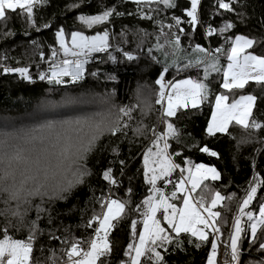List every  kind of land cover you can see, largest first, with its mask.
I'll use <instances>...</instances> for the list:
<instances>
[{
	"label": "snow or ice",
	"instance_id": "1",
	"mask_svg": "<svg viewBox=\"0 0 264 264\" xmlns=\"http://www.w3.org/2000/svg\"><path fill=\"white\" fill-rule=\"evenodd\" d=\"M48 2L0 0V39L16 35L9 27L14 16L25 25L21 34L29 37L21 44H27L23 51L27 62L23 66L7 51L0 52V75L18 76L29 85L37 81L47 85L48 97L39 106L45 117L61 115L54 110L68 105L99 103L103 111L74 119H45L33 128H17L7 117L3 118L0 264H39L34 252L37 241L45 235L51 264H170L167 256L185 254L188 248L205 249V264H264V172L258 170L257 163L264 151V138L237 142L238 146L256 143L259 147L250 159V177L244 185L237 186L240 194L234 190L225 196L215 187L214 182L222 179L215 166L193 164L183 155L187 148L220 159L219 152L195 138L190 144L182 142L183 131L176 123L182 116L191 115L189 110H199L207 102L211 115L201 133L205 140L231 136L230 125L254 131L264 128V121L253 115L257 97L243 92L250 81L264 86V36L235 31L238 23H244L245 15L237 9L246 5L240 0H212L206 18L202 19V0H187L184 7H180L178 0H117L112 5L101 3L96 13L87 11L91 0H77L66 6L68 11L78 10L72 27L66 29L43 18L37 22V12ZM126 4L134 7L120 10ZM178 8L180 15L174 11ZM128 17L151 23L152 31L138 24L121 23L116 32L115 22ZM215 18H219L218 23ZM259 24L264 30V17ZM198 28L206 46L196 40ZM93 29L95 34H86ZM44 30L53 34L47 55L43 43L31 38L33 31ZM129 35L133 37L131 48L127 47ZM257 48L261 51L257 52ZM222 57L226 62L222 63ZM141 58L158 66L159 71L153 80L155 89L145 93L147 86H140L137 104L116 105L115 88L99 97L91 93L93 84L102 79L118 83L117 75L102 70L101 64L115 68L125 62L138 63ZM9 59L15 60V65H10ZM94 62L95 68H86ZM33 63L35 74L30 71ZM42 65H46L43 70ZM193 71L195 77L186 75ZM182 75L183 78H177ZM214 84L224 91H213ZM77 89L82 91L73 95ZM53 94H60V99H51ZM136 108L141 114L155 109L158 117L151 127L138 124L133 129L134 135L146 141L137 154L142 166L136 175H142V183L147 186V195L133 206L131 178L125 198H115L114 190L122 185L114 165H120V177L126 175L128 162L119 159V144L127 139ZM39 112L33 113L32 118H40ZM105 136L117 140L109 150L115 159L109 160L101 172L105 189L100 195L86 197V205L90 202L92 207L79 209V223L52 227L55 205L67 203L73 192L91 177L88 158ZM132 142L128 140L129 144ZM104 147L107 149L108 145ZM177 158L182 164L176 162ZM132 159L129 155L128 160ZM177 170L178 178L174 179ZM229 186L230 182L223 185ZM225 200L235 208L230 223L216 210L224 206ZM76 209L72 205L65 214ZM42 220L47 227L40 226ZM124 220L129 221V242L122 256L114 259L110 237ZM74 229L81 230L79 237ZM52 241L57 244L53 246ZM44 249L41 242L40 251Z\"/></svg>",
	"mask_w": 264,
	"mask_h": 264
},
{
	"label": "trees",
	"instance_id": "2",
	"mask_svg": "<svg viewBox=\"0 0 264 264\" xmlns=\"http://www.w3.org/2000/svg\"><path fill=\"white\" fill-rule=\"evenodd\" d=\"M77 0H49L48 4L41 11L37 12V22L43 18L44 21H54L55 25H63L66 29H69L73 25V16L77 14L78 10L68 11L66 6L70 3H75ZM117 0H91V6L87 8L89 13H96L98 6L101 3H107L109 5L115 4ZM180 7H184L187 4V0H178ZM242 5L245 7H239L238 11L244 12V23L237 24L235 31L240 34L261 37L264 36V30L260 28L259 20L264 17V0H240ZM212 4V0H202L201 6V17L206 18V14ZM134 7L131 4H126L121 8L122 11H127L129 8ZM177 15H180L179 8L174 10ZM233 20L237 18L233 15ZM219 18H215V23H218ZM115 31L119 32L120 24L133 25L138 24L139 27L145 28L148 31H152L151 23L145 21H135L133 18L128 17L122 21H116ZM187 28V25H184ZM9 27L16 32L14 37L8 39H0V52L7 51L9 57H15L21 61V66H23L27 61L26 57L23 55L24 48L27 44L24 43L21 47L22 42H25L29 37L22 35V30L25 27L21 18L13 17L9 21ZM78 27V25H77ZM95 34V29L91 33ZM31 38H38L44 45V52L48 53V44L53 43V34L50 31L44 30L41 33L32 32ZM129 44L127 47L131 48L133 46V37L129 35ZM196 40L202 45L206 46V41L201 39V32L198 28L196 31ZM187 44V41H185ZM215 46V44L213 45ZM257 52L261 49L257 48ZM100 55V54H96ZM38 59V57L36 58ZM226 61L223 60L222 63ZM8 63L10 65H15V60L9 59ZM45 65L41 66V70L45 68ZM96 62L86 65V68H95ZM101 69L107 72L114 73L118 77V83L101 82L94 83L90 89L91 93L99 97L103 95L106 91H112L115 88V95L113 97V102L118 106H129L135 105L137 101V91L141 85H146L145 91L150 89H155L153 83L154 78L159 71L158 66L151 64L148 60L141 58L138 63H133L129 65L125 62L122 65H118L115 68L111 64H101ZM36 65L33 63L31 65L30 71L36 73ZM186 75L195 77L196 73L189 72ZM183 77H177L181 78ZM215 78V75H214ZM171 79V76H169ZM82 90L77 89L73 91V95L80 94ZM213 91H224L219 89L215 84L213 85ZM244 94H253L257 97L256 106L253 108V115L256 119L264 121V86L256 85L253 82H249L243 90ZM39 94V95H38ZM48 97L47 85L42 84L37 81L35 84H27L22 82L18 76L14 75H0V115L4 117L24 116L29 112L35 110L41 104V101ZM51 99H60V94H53L50 96ZM154 95L152 99L154 100ZM232 96L230 95L229 102H231ZM214 103V100L212 101ZM92 109L86 111L88 107L86 104L83 107V116L93 115L103 111V108L97 107V103H92ZM68 106H63L62 109ZM191 115L182 116L176 123L177 126L182 128L183 135L181 136V141L185 143H192L193 138L201 144L207 143L208 146L219 152L220 159L209 157L205 154H201L196 151H188L187 148L184 149L183 155L192 160L193 164L204 163L206 165L215 166L218 171L222 174V179L220 181L214 182L215 187L221 192L222 195L227 196L232 191H237V186L245 184V181L251 175L250 159L253 154V150L259 147L256 143L251 144H240L238 146L237 142L244 138H264V128L258 131L252 129L245 130L241 126L230 125L231 136H221L219 139H207L202 138L201 133L206 127V121L210 117V106L207 102L201 105L199 110H189ZM133 119L129 122L130 127L127 132V139L123 143L119 144L121 149V154L119 159H125L128 162V167L126 170V175L120 177L119 168L120 165L116 163L114 165L115 175L118 180L121 181V187L119 190L115 191V198H125V189L129 187V179L131 178V203L133 206L140 201L145 195H147V186L142 183V175H136L137 169L142 166V160L137 155L140 152L142 146L146 141L139 137V135H134L133 129L137 127L138 124L145 127H151L158 117V113L153 109L151 112L140 113L138 108L132 111ZM73 119V117L71 118ZM190 134V135H189ZM219 135V134H218ZM128 140H132L131 144ZM117 143L116 138L105 136L102 138L100 147H98L94 153H92L87 161L88 167L91 169L92 175L86 180L83 187L78 188L73 192L71 197L68 199L67 203H57L52 212L54 217L52 227L57 228L60 225H76L80 221L79 209L87 207L90 209L92 204L89 202L86 205V197L91 194L100 195L101 190L105 189L106 182L103 181L101 177V172L108 166V161L115 159V157L109 154L110 147ZM108 145L106 149L104 146ZM173 148L176 147L175 143L172 145ZM129 155L134 159L128 160ZM247 158V159H246ZM177 163L182 164V160L177 158ZM258 170L264 172V151L257 158ZM231 183V186L225 188L223 185ZM213 183V182H206ZM94 190V193H93ZM199 189H197V192ZM240 193L238 192V195ZM223 207L216 209L221 212L222 216L227 217L229 223L231 220V215L235 211L234 204H229L228 201H223ZM76 205L77 209L72 214H65V210L70 206ZM84 219H87L85 215ZM2 223V220H0ZM129 221L124 220L119 223L118 226L113 230L110 239L113 240V258L118 259L122 256V250L126 247L129 242ZM41 227H47L46 221H41ZM91 231L90 229L88 230ZM59 234V233H57ZM74 234L79 237L81 235L80 229H74ZM43 242L45 244V249L43 252L40 251V244ZM53 246L57 244L56 241L51 242ZM48 243L46 240V235L40 237L36 243V249L34 256L39 259V264H51L49 260V252L47 251ZM187 247V246H186ZM246 247V242H245ZM59 256V253H57ZM205 249L196 250L194 248H188L185 254L177 253L175 255L167 256L170 264H205ZM248 257L245 256V259Z\"/></svg>",
	"mask_w": 264,
	"mask_h": 264
},
{
	"label": "rangeland",
	"instance_id": "3",
	"mask_svg": "<svg viewBox=\"0 0 264 264\" xmlns=\"http://www.w3.org/2000/svg\"><path fill=\"white\" fill-rule=\"evenodd\" d=\"M46 66V65H45ZM183 78V77H181ZM145 91V89H144ZM148 91H145V93H147ZM56 100V99H54ZM59 100V99H58ZM86 104L83 105H68L67 108L62 109V107H59L57 109H55V112L61 113V115L58 116H44L43 112H39V106L35 108V110H33L32 112H29L28 114L24 115V116H17L14 115L13 117H9V121L17 128H33V127H38L40 123L45 122V119H71L73 117H80L83 116V107ZM92 103L88 104V107L85 109L86 111L91 110L92 107ZM97 107L99 108H103L102 105H100L99 103H97ZM39 112V116L40 118L38 119H33L32 118V114L33 113H37ZM4 116L0 115V123H2ZM173 178H178V170L177 173H174Z\"/></svg>",
	"mask_w": 264,
	"mask_h": 264
},
{
	"label": "built area",
	"instance_id": "4",
	"mask_svg": "<svg viewBox=\"0 0 264 264\" xmlns=\"http://www.w3.org/2000/svg\"><path fill=\"white\" fill-rule=\"evenodd\" d=\"M221 259H222V257H221Z\"/></svg>",
	"mask_w": 264,
	"mask_h": 264
}]
</instances>
